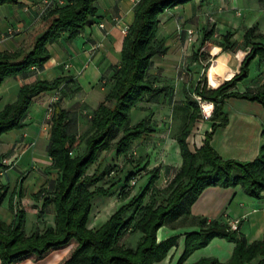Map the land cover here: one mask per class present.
Returning <instances> with one entry per match:
<instances>
[{
    "label": "crops",
    "instance_id": "0c3cea01",
    "mask_svg": "<svg viewBox=\"0 0 264 264\" xmlns=\"http://www.w3.org/2000/svg\"><path fill=\"white\" fill-rule=\"evenodd\" d=\"M46 1L55 4L57 0H8L0 5V54H13L19 50L31 31L40 25L42 17L54 8L45 10L43 3ZM138 1L96 0L91 23L75 38L69 39L66 34L62 35L57 42L46 46L49 60L45 64L31 68L22 76L9 78L1 84L0 110L16 101L18 91L24 85L38 81L50 83L56 79L63 80L57 90L32 98L23 119L24 127L3 134L6 138L0 140V157L6 154L14 160L17 157L14 142L35 141L33 153L25 151L18 159L30 153L32 163L51 166L49 158L36 155H40L42 151L46 154L50 128L45 136L40 129V123L43 112L52 101L66 113L68 127L72 131L70 134L74 135L73 131L79 130L82 134L74 135L78 138L86 136L88 133L85 135V132H90L91 118L112 86V75L120 63L125 29L133 21L134 8ZM253 26L256 27L257 35L264 36V0H194L161 14L158 17L153 45L162 44L164 52L152 57L147 70V79L156 93L144 96L130 110L128 120L129 127L146 121L151 132L133 141L124 155L116 156L114 150L101 153L92 166L93 172L97 167L101 171L108 167H117L114 170L119 169L122 173L116 178L115 182L118 183L115 187H119L127 175H131L134 185L141 181L144 188L152 176H155L149 195L158 191L162 193L182 164L177 137L183 127L173 121V111L182 109L187 88L189 85H198L201 76L206 72L200 59H195L203 32H212L210 48L213 52L216 49L214 60L224 64L225 76L220 80L227 81L238 72L243 56L249 51L243 36ZM227 35H231L230 45L227 51H223L224 37ZM255 42L258 43L259 40ZM211 56L213 57L212 54ZM250 65H255L256 68L252 79L249 78ZM250 65L247 79L236 84V93L256 90L264 83V59L256 58ZM222 112L227 122L212 134L209 142L211 148L222 161H254L264 145V107L257 102L229 98L224 100ZM175 120L179 121L180 118ZM212 125L210 118L195 121L186 140L191 153L203 146L205 134L211 132ZM8 173V169H0V189H8L1 204L5 208L0 210V221L9 226L16 213L23 211L24 234L27 237L33 232L42 233L43 229L53 227V205L49 202L43 207L45 200L50 201L49 197H34L46 180H26L21 183L17 179L11 187L8 179H3ZM107 177L108 175L104 179ZM24 185L34 186L30 196L24 191ZM138 193L131 189L129 198L132 199ZM10 197L12 211L8 208ZM187 214L186 221L175 224L181 232L164 258L168 260V264H174L178 255L183 253L187 235L202 231L201 220L206 224L214 221L226 226L228 222H234L237 224L238 234L245 238L247 245L261 241L264 234V191L259 198H250L243 193L240 186L226 189L210 187L189 206ZM89 227L91 230L99 228L94 224ZM173 236L175 235H169L161 241ZM233 247L232 243L215 238L200 253H206L218 264H225L231 257ZM71 252L72 245H69L50 251L41 259L31 256L15 264H62ZM200 253L197 256L193 254V260L189 257L183 264H194ZM259 261L260 258L257 257L250 264H258Z\"/></svg>",
    "mask_w": 264,
    "mask_h": 264
},
{
    "label": "trees",
    "instance_id": "16d2710c",
    "mask_svg": "<svg viewBox=\"0 0 264 264\" xmlns=\"http://www.w3.org/2000/svg\"><path fill=\"white\" fill-rule=\"evenodd\" d=\"M63 6L48 11L40 25L31 31L13 54H0V86L9 79L24 75L31 68L41 67L49 60L46 46L57 42L64 34L69 39L91 23L96 0H62ZM194 0H139L134 8L133 21L125 33L120 63L112 75V86L91 118L90 132L76 138L68 131V118L57 104L53 105L50 119V135L46 154L51 161V169L58 173L55 190L49 202L54 209V226L42 233L24 234L25 217L18 211L12 223L5 226L0 221V263L15 264L28 257L41 259L47 253L75 244L70 256L62 264H153L161 261L176 242L175 238L157 243L156 232L159 228L187 217L189 206L207 188H234L240 186L250 198H259L264 191V145L258 157L252 162L222 161L209 142L218 127H223L226 116L222 112L225 99L239 98L257 102L264 107V83L256 90L236 93V84L248 77V68L254 59H264V36L256 34V27L248 29L243 40L249 51L243 58L238 72L218 88L212 85L206 89L199 84L194 95L212 104L210 121L211 132L205 134L203 146L191 153L186 140L195 121L201 119L197 102L186 93L182 110L190 109L186 125L177 137L182 164L178 173L171 180L165 192L167 196L157 204L151 193L149 201L143 204L150 193L155 176L135 197L115 211L98 229L88 230L86 225L95 197H104L109 189L90 188L109 175V170L101 171L97 167L92 175L87 171L97 161L101 153L114 150L116 156L124 155L133 141L143 134L150 133L146 121L129 127V112L144 96L156 93L147 79V70L151 59L164 52L163 45H153L157 31L158 17L166 10L185 5ZM200 2L206 0H199ZM8 0H0V5ZM212 32H203L197 60L202 53L210 49L209 39ZM231 35L224 37L223 51L229 49ZM255 40H259L258 43ZM216 51V49H214ZM216 61V60H214ZM204 79V78H203ZM63 82L38 81L22 86L14 103L0 110V137L13 130L24 127L23 119L32 98L57 90ZM200 83V82H199ZM210 83V82H209ZM212 84V83H210ZM120 138L113 142L116 136ZM84 144L81 155L72 156L73 151ZM1 161V159H0ZM0 169L6 170L0 162ZM126 178L125 182H129ZM7 187L0 189V206L3 203ZM41 190L34 195L38 198ZM8 208L12 211V199ZM129 210H132L128 214ZM128 214V215H127ZM202 231L189 234L185 238L184 251L177 264H183L195 250L204 248L213 239H223L234 245L230 259L225 264H250L257 257L258 264H264V234L262 240L250 245L237 231L231 232L225 224L204 220L200 222ZM139 233L140 241L134 249L119 244L122 237ZM195 264H218L216 260H201Z\"/></svg>",
    "mask_w": 264,
    "mask_h": 264
},
{
    "label": "rangeland",
    "instance_id": "374dc122",
    "mask_svg": "<svg viewBox=\"0 0 264 264\" xmlns=\"http://www.w3.org/2000/svg\"><path fill=\"white\" fill-rule=\"evenodd\" d=\"M214 52H216V51H214ZM214 52L210 48L208 51H205L204 53H202V57L200 59L201 65H203L202 68L206 72H204V74L201 76L199 86L202 87L203 83H204L206 89H209V90H214V89L218 88L223 82H225L224 79L214 80L212 78L211 74H209V76H208V71L210 70L211 65L215 59V57H214L215 53ZM211 54L213 55V57L211 56ZM243 58H244V56H243ZM220 65L224 68V64H220ZM255 72H256L255 65H250V68H249L250 76H249V78L252 79L254 77ZM209 78L212 81H216V82L210 81ZM209 82L212 84H210ZM212 85H217V86H216V88H209ZM196 86L189 85V87L187 88V95L190 98L194 99L195 101H196L195 98L197 97L194 95V90H195ZM50 104L51 105H49L48 108L43 112L42 119H41L42 121L40 123V129H41L43 135H45V136H47V134L49 132V128L51 125L50 119H51V115H52V107L55 103H54V101H52V102H50ZM197 104H198V102H197ZM198 107H199V104H198ZM189 113H190V109H187V110H182V109L181 110L180 109L175 110L174 109L173 121L174 122L177 121L178 126L184 127L186 125L187 115ZM199 115H200V118H203L200 107H199ZM174 118L175 119L180 118V120L178 121V120H175ZM85 119L88 120L89 118H85ZM132 122H133V118H132ZM68 128H69L68 131L71 133L72 132L70 129L71 127H68ZM73 132H74L75 136L80 135V133L82 134V132L79 130H76ZM87 133H89V132L88 131L85 132V135ZM2 138H6V136L3 135L0 138V140H5ZM24 138H25V135H24ZM119 138H120V134H118L116 136V138L113 142H116ZM13 147L17 150V151L14 150V152L17 153L16 154L17 157L14 160H12L13 158L8 157V155H6V154H2L0 157V159H6L9 162L13 161L11 167L7 168L9 170L8 175L6 177H3V179H8V182L10 183L11 187L14 186V181L17 179L21 180V183L25 182L26 180H35L36 182L39 179H41V180L43 179V181L46 180L44 183V186L41 187V193L39 196L42 198H44V197L48 198L49 197V199L51 200L52 194L55 190L54 188H55L56 180L58 177V173L55 170H52L50 165L45 167L43 165H37L36 163H32V161H31L32 157H31L30 153H33V150L35 148V141L29 142V143L24 142V141H20V142L16 141V142H14ZM83 150H84V144L81 143L79 145V147L73 151L72 156L81 155ZM25 151H30V153H27L26 155H23L20 159H18L21 156V154L24 153ZM36 156H39L42 158H48L47 154H45V151H42V153L40 155H36ZM14 164H15V166H14ZM93 168L94 167H91L87 171L88 176H90L92 174ZM114 168H117V167H113V168L108 167L107 168V170H109L108 177L103 179L98 184H96L95 186L90 188V191H92L94 188H97V187L109 189V191H108L106 196L95 197L91 201V209H90V213H89V217H88V221H87V225H86L88 230H91L89 227L90 224H94V226L96 228L100 227L115 211H117L122 205L126 204L130 200L129 197L131 196V189L135 190L136 192H140L141 189L143 188V182L138 181L136 186L130 185V181H131L130 179H129L130 180L129 182L128 181L125 182L126 181V179H125L124 182H122L119 187H115L118 183V182H115V180L119 175H121L122 172H119V169L114 170ZM130 176L131 175H127L128 178H130ZM119 181L121 182V179ZM33 183L36 184L35 182H33ZM33 187H31L30 185H24V191L26 192L27 196H30V194L33 190ZM9 191L11 192V189H9ZM165 192L166 191L164 189V191L162 193H159V191H158V193L156 195H153V198L155 199L157 204L161 203V201H163V199L167 196V194H166L167 192L166 193ZM146 197L147 198L144 199L143 204H145L149 201L148 198H150V195L147 194ZM3 207L4 206L2 205L0 207V210H2ZM97 210H98V212H97ZM131 212H132V210H129L128 214H130ZM38 214H40V213L38 212ZM183 221H186V219L182 218L176 222H173L174 225L172 224V226L165 225V226L159 228L158 231L156 232V242L160 243V242H162L161 240H163L165 237H167L169 235H173V234L175 235V236H173V238H175L177 240L179 233L181 231L177 230V228L175 227V224H180V222H183ZM32 223H33V220H32ZM45 229H43V230H45ZM92 230H95V229H92ZM140 238H141V235L139 233H131V234L128 233L126 236L121 238L119 244L126 247V248L134 249L136 247L137 243L140 241ZM71 245H72V251H73V249L75 248V244L72 243ZM204 248H206V246ZM204 248L195 250L194 252H192V254H190L188 256V258L189 257L191 258L193 254H196V256H197V254H199L200 252H204L203 251ZM182 254L183 253L181 252L178 255L174 264L178 263ZM164 258L161 261L153 263V264H168L167 263L168 260H165ZM191 259L193 260V258H191ZM210 259H212V258L208 257V255L206 253H200V255H198L197 260H195V257H194L195 263H198L201 260H210Z\"/></svg>",
    "mask_w": 264,
    "mask_h": 264
},
{
    "label": "built area",
    "instance_id": "2783aa9c",
    "mask_svg": "<svg viewBox=\"0 0 264 264\" xmlns=\"http://www.w3.org/2000/svg\"><path fill=\"white\" fill-rule=\"evenodd\" d=\"M43 5H44V9L45 10H48V9H50V8H55V7H60V6H63L64 5V2L62 1V0H57L56 2H55V4H53L52 2H49V1H46V2H44L43 3ZM99 27L100 28H102V25H99ZM125 31H127V29H125ZM126 33V32H125ZM189 35H190V33H188ZM196 99V101L198 102V104H199V107H200V109H201V113H202V117L203 118H205V119H207V118H210V116H211V112H212V109H213V106H212V104H211V108H210V110H209V113H205L204 112V109H203V104L204 103H206L205 101H201V99L200 98H198V97H196L195 98ZM1 165L3 166V167H5V168H9V167H11V165H12V162H9L8 160H6V159H1ZM134 180H131L130 181V185H134ZM227 227H228V229L231 231V232H233V231H237V224L236 223H234V222H228L227 223Z\"/></svg>",
    "mask_w": 264,
    "mask_h": 264
},
{
    "label": "bare ground",
    "instance_id": "6f19581e",
    "mask_svg": "<svg viewBox=\"0 0 264 264\" xmlns=\"http://www.w3.org/2000/svg\"><path fill=\"white\" fill-rule=\"evenodd\" d=\"M209 74L212 75L214 80H219L220 78L225 76V69L216 61H213L211 68L209 70ZM204 112L207 114L211 108V104H203Z\"/></svg>",
    "mask_w": 264,
    "mask_h": 264
}]
</instances>
